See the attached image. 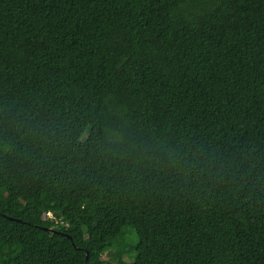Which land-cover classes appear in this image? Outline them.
<instances>
[{
    "label": "trees",
    "instance_id": "obj_1",
    "mask_svg": "<svg viewBox=\"0 0 264 264\" xmlns=\"http://www.w3.org/2000/svg\"><path fill=\"white\" fill-rule=\"evenodd\" d=\"M0 264H264V0H0Z\"/></svg>",
    "mask_w": 264,
    "mask_h": 264
},
{
    "label": "rangeland",
    "instance_id": "obj_2",
    "mask_svg": "<svg viewBox=\"0 0 264 264\" xmlns=\"http://www.w3.org/2000/svg\"><path fill=\"white\" fill-rule=\"evenodd\" d=\"M104 259H106L107 257H106V255H104V257H103Z\"/></svg>",
    "mask_w": 264,
    "mask_h": 264
},
{
    "label": "water",
    "instance_id": "obj_3",
    "mask_svg": "<svg viewBox=\"0 0 264 264\" xmlns=\"http://www.w3.org/2000/svg\"><path fill=\"white\" fill-rule=\"evenodd\" d=\"M46 230L53 231V230H51V229H46Z\"/></svg>",
    "mask_w": 264,
    "mask_h": 264
}]
</instances>
